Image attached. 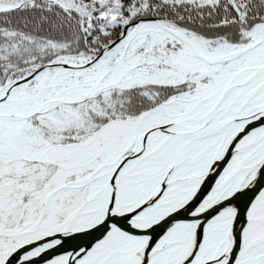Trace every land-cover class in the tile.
<instances>
[{"label":"snow or ice","instance_id":"6c2138e0","mask_svg":"<svg viewBox=\"0 0 264 264\" xmlns=\"http://www.w3.org/2000/svg\"><path fill=\"white\" fill-rule=\"evenodd\" d=\"M0 264H264V0H0Z\"/></svg>","mask_w":264,"mask_h":264}]
</instances>
